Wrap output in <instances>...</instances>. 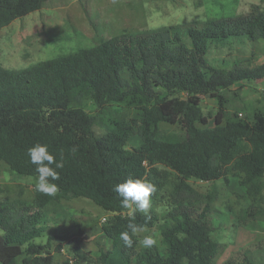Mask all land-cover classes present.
Segmentation results:
<instances>
[{"label":"trees","instance_id":"1","mask_svg":"<svg viewBox=\"0 0 264 264\" xmlns=\"http://www.w3.org/2000/svg\"><path fill=\"white\" fill-rule=\"evenodd\" d=\"M48 1L0 0V30L40 11ZM231 40L264 43V8L209 20L203 27L121 34L19 70L0 64V163L18 175L37 177L28 149L38 143L48 145L57 160L61 154L64 158L54 197L37 192L31 206L23 200L0 204V264H70L57 261L50 244L35 241L45 232L42 222L48 205L76 198L89 199L110 215L101 231L113 250L103 253L98 264H217L222 245L213 238L220 225L212 216L211 198L202 200L187 181H229L237 174L247 192L255 195L264 179V108L250 121L239 113L230 115L225 98L236 83L264 80V64L216 67L208 59L213 46ZM176 93L186 97H174ZM210 99L219 103L214 127H208L201 106ZM86 101L96 105L94 113L84 109ZM127 101L141 116L98 135L94 126L106 107ZM162 123L182 126L186 138H161ZM135 133L141 145L129 149ZM160 167L174 172L177 181L168 184ZM128 178L153 183V200L170 186L173 206L163 219L153 210L145 216L121 207L113 187ZM158 221L163 248L142 247L134 262L130 250L138 244L124 247L120 233L130 222L147 229ZM239 221L243 227L264 221V209L251 205L240 212ZM66 239L72 243L73 257L86 260L81 251L90 242L86 232L79 229ZM260 262L264 239L232 251L222 264Z\"/></svg>","mask_w":264,"mask_h":264},{"label":"rangeland","instance_id":"2","mask_svg":"<svg viewBox=\"0 0 264 264\" xmlns=\"http://www.w3.org/2000/svg\"><path fill=\"white\" fill-rule=\"evenodd\" d=\"M255 6L263 9L264 0H50L43 4L40 11L17 19L0 30V64L11 70L28 68L42 61L94 47L121 34H148L172 26L203 27L209 20L247 13ZM185 41L190 43L189 38ZM208 59L216 67H231L237 63L257 67L264 64V43L231 40V43L213 46ZM174 97L186 96L176 93ZM225 98L230 115L239 113L242 118L253 121L254 113L264 108V80L236 83L225 92ZM218 104L216 99L201 104L204 115L209 118L208 127L215 125ZM83 107L91 113L96 111L92 101H86ZM140 116L141 112L133 103L113 102L100 115L94 131L104 135L117 130L119 124ZM158 134L164 139L186 138V131L178 124L162 123L158 127ZM141 142V137L135 133L130 137L127 147L138 148ZM160 170L168 184H171V180L177 181L174 172L164 167H160ZM36 179L18 175L5 163H0V204L7 201L19 204L23 200L27 206H31L38 192L35 189ZM187 183L202 200L209 201L207 196L211 198L209 204L212 216L215 224L220 225L213 233V238L222 245L217 264H222L232 251L264 239V221H253L246 227L239 221L240 212L251 205L264 209V179L259 184L260 191L255 195L247 192L237 174L229 176V181L220 179L209 183L189 179ZM169 189L170 186H167L160 197L152 199L150 211H155L159 219H163L172 209ZM109 219L110 215L89 199L53 202L48 205L42 222L45 232L35 242L50 244V251L59 262L98 264L97 259L103 253L113 250L112 242L101 231ZM161 222L145 229L139 234L140 238L151 235L163 248L159 227ZM79 229L90 237V242L81 247L82 254L87 256L86 260L73 257L72 243L66 239ZM141 248L137 245L130 250L131 254L134 253V262Z\"/></svg>","mask_w":264,"mask_h":264},{"label":"clouds","instance_id":"3","mask_svg":"<svg viewBox=\"0 0 264 264\" xmlns=\"http://www.w3.org/2000/svg\"><path fill=\"white\" fill-rule=\"evenodd\" d=\"M76 149H73L75 152ZM30 163L35 165L37 179L35 183L36 191L50 197H54L59 191V186L54 181L60 179L58 169H63L64 158L61 154L60 159L49 151L48 145L36 144L28 149ZM113 191L118 194L122 208L133 210L147 216L152 207V196L157 191L156 186L143 179L128 178L122 183L113 187ZM130 220H135V215L130 213ZM128 230L120 233V240L126 248H132L134 243L145 249H152L156 246L157 241L151 235H144L140 238V233L144 232V226L130 222ZM137 237L136 240L133 238Z\"/></svg>","mask_w":264,"mask_h":264}]
</instances>
